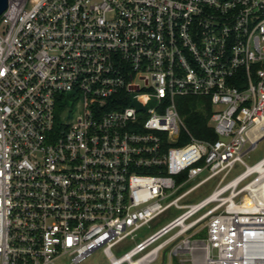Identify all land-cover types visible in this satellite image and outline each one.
Listing matches in <instances>:
<instances>
[{"label":"built area","instance_id":"2783aa9c","mask_svg":"<svg viewBox=\"0 0 264 264\" xmlns=\"http://www.w3.org/2000/svg\"><path fill=\"white\" fill-rule=\"evenodd\" d=\"M185 95L210 98L215 140L193 135ZM263 130L264 0H9L0 264H80L97 249L109 264H264V157L244 159ZM173 204L183 211L119 253Z\"/></svg>","mask_w":264,"mask_h":264},{"label":"rangeland","instance_id":"374dc122","mask_svg":"<svg viewBox=\"0 0 264 264\" xmlns=\"http://www.w3.org/2000/svg\"><path fill=\"white\" fill-rule=\"evenodd\" d=\"M150 105H153V102L150 103ZM264 130L261 131L258 134L256 144L253 146L252 149H250L247 153L244 155V159L246 163L250 166L254 165L256 162H258L260 159L264 157ZM247 148L249 149L250 146L248 145ZM246 165H241L240 163H237L234 168L231 170L228 177L223 181L222 184L226 183L230 179H233L235 176H237L239 173L246 170ZM260 173H254L251 176L247 177L243 182L242 185L250 181V179L258 176ZM220 181V176H217L215 178H212L205 184L199 186L196 188L193 192L188 194L186 197L180 200L181 203H187V202H195L199 199L203 198L207 194H209L218 184ZM196 182L195 180H192L191 182L187 183L183 188H181L175 195L179 194L183 189L189 187L192 185V183ZM247 196L246 191L241 193L240 196H238L237 200L243 199ZM245 201V200H244ZM243 201V202H244ZM248 202V201H247ZM183 211V208H179L176 205H171L167 209H165L161 214H159L157 217H155L153 220H151L148 224L142 226L140 229L136 231V237L134 239H131L128 237L127 239L123 240L117 247L118 251L123 252L130 247H132L136 241L146 237L153 231L157 230L160 226L171 220L172 218L176 217L178 214H180ZM199 237H204L207 235L206 227L201 226ZM80 264H109V261L106 259L102 249H97L91 256H89L86 260H84Z\"/></svg>","mask_w":264,"mask_h":264},{"label":"trees","instance_id":"16d2710c","mask_svg":"<svg viewBox=\"0 0 264 264\" xmlns=\"http://www.w3.org/2000/svg\"><path fill=\"white\" fill-rule=\"evenodd\" d=\"M178 109L187 126L198 138L215 140L218 135L211 123L214 111L213 104L208 96L185 95L177 97ZM186 141L187 138L185 137ZM183 142V141H182ZM198 233L197 235H200Z\"/></svg>","mask_w":264,"mask_h":264},{"label":"water","instance_id":"95a60500","mask_svg":"<svg viewBox=\"0 0 264 264\" xmlns=\"http://www.w3.org/2000/svg\"><path fill=\"white\" fill-rule=\"evenodd\" d=\"M8 1H9V0H0V13L6 8V6H7V4H8ZM263 137H264V136H263ZM253 146H254V144L250 146V148L248 149V151H249L250 149H252Z\"/></svg>","mask_w":264,"mask_h":264},{"label":"bare ground","instance_id":"6f19581e","mask_svg":"<svg viewBox=\"0 0 264 264\" xmlns=\"http://www.w3.org/2000/svg\"><path fill=\"white\" fill-rule=\"evenodd\" d=\"M261 172L263 173L264 172V169H261ZM247 204H250V201H248Z\"/></svg>","mask_w":264,"mask_h":264}]
</instances>
